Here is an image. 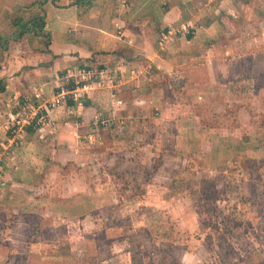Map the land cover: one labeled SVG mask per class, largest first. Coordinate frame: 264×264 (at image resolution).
I'll return each mask as SVG.
<instances>
[{
  "label": "crops",
  "instance_id": "obj_1",
  "mask_svg": "<svg viewBox=\"0 0 264 264\" xmlns=\"http://www.w3.org/2000/svg\"><path fill=\"white\" fill-rule=\"evenodd\" d=\"M11 1L0 0V19ZM16 1L22 5L32 0ZM46 1L49 39L28 34L12 42L8 51L0 52V152L9 137L8 120L17 103H42L60 87L68 86V72L80 66H96L117 77L113 88L90 91L83 106L71 102V106L68 103L53 109V130L26 129L20 147L3 156L0 264H123L126 250L114 249V241L111 256L100 260L85 257V245L79 247V254H64V249L55 254L56 246L47 241H29L30 218L55 214L83 219L102 208L94 204L99 198L112 199L109 193H114L112 189H88L84 183L70 185L65 179L60 199L53 205L51 195L56 192L46 186L54 183L55 175L56 181L66 177L63 174L69 171L68 165L78 161L83 166L79 161L86 154L83 138L96 117L141 116L153 107L161 111L165 123H152L156 125L153 139L160 147L172 135L174 151L188 157L201 152L203 159L192 161H203L210 168L221 166L232 156L245 158L248 149L238 122L240 114L260 113L258 109L264 108V84H250L252 79H248L254 70L264 72V0H94L85 6L75 5L74 0ZM175 27L184 30L172 45L160 49L161 34ZM148 65L155 71L153 82L130 79L131 69ZM257 84L261 91L248 95L247 87ZM235 102L234 115L231 109ZM215 104L218 108H213ZM198 107L207 110L199 114ZM205 118L219 125L209 128L203 125ZM168 123H172V132ZM131 128L126 133H131L132 144L125 136H115L114 129L106 131L111 133L112 149L117 154L141 152L142 162V157H150L154 144L148 142L146 134ZM137 136L144 143L140 145ZM164 228V233H170Z\"/></svg>",
  "mask_w": 264,
  "mask_h": 264
},
{
  "label": "rangeland",
  "instance_id": "obj_2",
  "mask_svg": "<svg viewBox=\"0 0 264 264\" xmlns=\"http://www.w3.org/2000/svg\"><path fill=\"white\" fill-rule=\"evenodd\" d=\"M33 2L35 0L23 1L18 5L12 0L4 8L1 19L6 13L17 15V11L25 19L32 17L38 11L31 7ZM7 20L0 23L4 31L8 30ZM248 66L255 69L254 65ZM152 73H149V82L154 81V69ZM249 75L250 84L253 81L264 84V72L254 70ZM258 84L247 87L248 95L262 90L264 96V87ZM168 90L173 89L168 87ZM212 105L207 106L212 108ZM235 106H238L236 102L231 109L234 115ZM213 108L218 107L215 104ZM196 109L200 114L206 112L207 107ZM259 110L260 113L250 111L246 116L239 113L238 122L247 142L259 139L256 144L261 148V155L250 157L248 152L239 160L232 156L224 159L221 166L211 168L203 161H192L203 159L201 152L188 157L174 151L172 135L168 136V145L165 143L160 147L156 143L153 139L156 125L152 126V123L165 124L158 108L148 109L146 115L134 116L131 123H127V116H122L125 122L112 127L115 131L111 132L117 137L125 136L129 144H132V135L126 131L129 132L131 127L136 133L146 134L148 142L154 144L153 150H148L150 157L141 156V162V152L117 154L112 149L111 133L106 130H103L104 134L97 131L101 141L84 140L82 147L86 154L79 161L86 164L82 166L77 161L76 166L68 165L69 171L63 174L66 177H58L59 181H56V175L53 177L54 183L46 186V189L54 187L56 192L51 195V202L55 205L60 199L65 179L71 182L70 185L84 183L88 189H112L114 193H109L112 199L104 197L96 202L92 199L102 208L83 219L55 214L54 217L30 218L33 227L29 241H47L56 246L55 254L61 253V249L65 250L64 254H79V247L85 245L88 246L85 257L94 256L98 260L111 256L110 246L115 244L114 249L118 246L126 250L123 264H264V108ZM237 120L235 118V122ZM202 122L209 128L219 125L212 119L205 118ZM172 123H168L171 124L169 132L173 131ZM136 138L139 142L142 139L141 136ZM125 149L124 146L122 151ZM156 150L159 151L155 154ZM107 202L111 203L106 205ZM164 227H168L170 233H164Z\"/></svg>",
  "mask_w": 264,
  "mask_h": 264
},
{
  "label": "built area",
  "instance_id": "obj_3",
  "mask_svg": "<svg viewBox=\"0 0 264 264\" xmlns=\"http://www.w3.org/2000/svg\"><path fill=\"white\" fill-rule=\"evenodd\" d=\"M184 28L175 27L169 28L163 32L158 40L160 49L165 50L167 47L175 42L179 34L183 32ZM153 66L148 65L140 68L130 70V79L132 81L149 80V73H152ZM117 76H112L108 71H104L94 66H80L73 72H68L66 81L68 86H62L53 96L44 99L42 103L24 102L17 103L16 112L13 113L8 122L9 137L2 144V152H0V161L3 160L4 155L13 153L22 144L23 136L26 129L35 125L38 129L55 128V124L51 119V112L53 109L68 105L73 102L74 105L81 107L84 105V100L88 93L92 90L113 88L115 86ZM125 118L111 115H101L92 121L89 134L84 136V140L90 143L101 141L97 131L112 129L115 125L125 122ZM127 123L133 122V116L126 117Z\"/></svg>",
  "mask_w": 264,
  "mask_h": 264
},
{
  "label": "trees",
  "instance_id": "obj_4",
  "mask_svg": "<svg viewBox=\"0 0 264 264\" xmlns=\"http://www.w3.org/2000/svg\"><path fill=\"white\" fill-rule=\"evenodd\" d=\"M93 1L94 0H74V4L85 6L90 5ZM46 3V0H35L31 7H36L38 11L36 14L32 15V17L28 19H25L21 15H19V11L16 12L17 15L10 13L4 14L0 23L3 24V22L8 18V30L4 31L3 29H1L0 25V52L8 51L12 42H18L28 34H33L37 37H45L49 39L50 36L46 28V12L44 9ZM1 84L2 83L0 82V91H3V86ZM72 103L69 102V105L71 106ZM27 129H30L31 131H36L38 128L35 125H32ZM244 139V141L247 142L246 138ZM252 140L253 139H251V141ZM251 141L247 142V149L249 152L248 154H250V157H258L259 155H261V148L257 146V144L259 143V139L255 138V141H253L255 144H253V142L251 143Z\"/></svg>",
  "mask_w": 264,
  "mask_h": 264
}]
</instances>
